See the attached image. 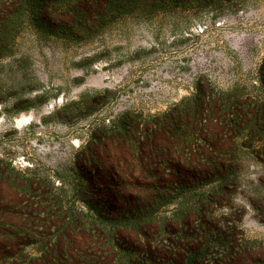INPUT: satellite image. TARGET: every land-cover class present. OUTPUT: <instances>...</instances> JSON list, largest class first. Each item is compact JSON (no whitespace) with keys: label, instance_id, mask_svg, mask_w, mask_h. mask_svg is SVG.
<instances>
[{"label":"rangeland","instance_id":"obj_1","mask_svg":"<svg viewBox=\"0 0 264 264\" xmlns=\"http://www.w3.org/2000/svg\"><path fill=\"white\" fill-rule=\"evenodd\" d=\"M50 1L0 31V264H264V0Z\"/></svg>","mask_w":264,"mask_h":264},{"label":"trees","instance_id":"obj_2","mask_svg":"<svg viewBox=\"0 0 264 264\" xmlns=\"http://www.w3.org/2000/svg\"><path fill=\"white\" fill-rule=\"evenodd\" d=\"M124 1V0H121ZM113 2H117V0H75L72 4H80V3H87L89 5H95L96 8L102 9L103 7L107 6L108 4H113ZM52 1L47 0H0V31L2 29L4 30L6 26L12 22V17L10 16H16V18L20 19H35L40 18L45 21H50L49 17L52 15L51 5ZM24 6V7H23ZM67 9L65 13L61 17L65 18L66 20H69V11L72 7L71 3H67L66 5ZM84 13V12H83ZM74 20V19H72ZM221 97V96H220ZM198 106V105H197ZM264 104L261 102L260 104L256 105L253 110L258 111L260 108H263ZM255 114L252 117H245L243 118L242 114L240 112L235 113L233 115V120L236 123L237 127L241 130H252L256 128L257 125H259L260 117ZM183 120L181 118H178L177 120H172L170 125L163 124L160 121L154 122V126H161V128L171 133L174 137H176L184 146H190L195 145L196 140H198V122L194 119L190 124H186L182 122ZM192 150H194L196 157L199 156L198 153H200V149L198 147H193ZM215 150L211 149L210 153H213ZM201 155V154H200ZM217 156V155H215ZM215 156L210 155L207 153L204 155L205 160H209V163L205 166L201 167L203 168V172L206 176L210 175H219L221 176L220 180H222V174L220 173L222 170H225V165H223L221 162L217 163V160ZM199 166V165H198ZM153 170L152 166L143 167V173H150ZM214 188V187H213ZM216 188V186H215ZM24 192H27L28 187L23 188ZM24 233L26 231H23ZM211 239V237H207V240ZM212 240V239H211Z\"/></svg>","mask_w":264,"mask_h":264}]
</instances>
